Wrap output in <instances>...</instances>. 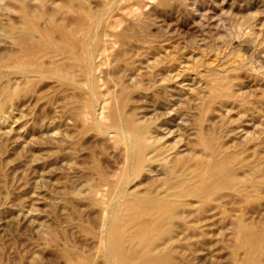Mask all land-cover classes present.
<instances>
[{
	"label": "rangeland",
	"instance_id": "374dc122",
	"mask_svg": "<svg viewBox=\"0 0 264 264\" xmlns=\"http://www.w3.org/2000/svg\"><path fill=\"white\" fill-rule=\"evenodd\" d=\"M58 1L61 3L60 6ZM126 1L109 0L107 5L106 0H73L70 14L62 4L66 0H28L32 15L43 13L38 21L42 26L47 24L49 16L54 15L52 14L54 10L55 12L59 11L53 17H56L55 19L61 24L69 25L70 17L73 13L78 14L80 8L91 14H97L99 10L100 13L103 9L108 8L109 12L104 18L105 21L103 20L104 23L101 22L96 26L97 28L100 26L99 30H96V27L95 29L91 27L90 31L91 35L99 32L98 37L101 43L95 40V42L93 41L95 44L92 43L93 47H91L95 48L98 43L101 47L99 54L98 52L95 54L94 60H96L92 62L91 76L95 75L92 79L96 84L95 80L99 79L96 86L98 87L100 84L101 87H98V91L101 90L100 93L103 92V95L99 94V100L93 108L94 110L91 111L86 107L85 94L89 92L87 87L90 85L86 80L85 73L81 72L83 66H86L83 56L81 57L85 63L79 62L83 66L81 67L78 63L71 71L74 73L75 80L81 82L88 92L83 86H66L51 77L34 78L32 83L21 87L18 83L21 80L18 78L16 80L15 74L10 75L12 78L10 84L14 87V93L18 98L7 104L3 112L0 113V264H80L82 260L91 262V264H105L108 255L106 249L108 239L104 235L106 226H103L102 223L105 218V207L107 205L108 208L110 207L112 198L123 186L129 191L145 190L151 184L157 186L166 180L169 168L179 157L188 156L187 154L192 152L201 154L203 152V145L199 140L201 129L206 134L217 135L219 142L224 146L223 153L240 152L244 160L252 163V166L248 168L251 174L246 172V168L243 171V167L238 166L240 177L244 180L249 178L246 183L239 182L233 189L220 188L206 202H199V199L195 198L193 209L203 210L200 215H184L183 218L176 217L172 220L173 232L169 243L171 252L166 264H233L231 254L238 241L237 229L239 226L243 225L252 234L258 233L264 237V0H193L197 2H194L195 5L200 7L195 6L192 0H179L181 3H177V0H173L174 3L169 0V5H174L171 6L172 8L167 5L168 3L165 4V7L158 5L155 0H131L132 5L136 6L137 13L131 6V2L127 3ZM186 1L190 4H187ZM75 2L78 3L77 7ZM144 2L146 5L148 4L146 7ZM20 4V0H0V59L16 47L14 41L6 33L9 30L8 27H17L22 24ZM79 4L85 6L80 7ZM100 4L102 5L100 6ZM119 5H121V9ZM110 6L113 8L112 11ZM189 6L195 7L196 10L191 7L192 12ZM125 8L126 10H124ZM43 10L46 13H40ZM127 10L128 13L131 12V15L127 14ZM57 14L63 15L62 19L59 15L57 17ZM113 14L114 16L118 15H116L117 19L116 17L114 19ZM59 17L60 19H57ZM118 20L121 21V24ZM108 21L109 23H107ZM113 21L116 26L117 24L120 26L118 28L115 26L117 29L111 27L113 30L109 26L110 32L127 30L131 35L141 33L139 35L141 37L145 35V37L141 40L140 36H133L126 41V43L128 42L126 44L120 40L113 42L116 38L108 34L113 40L112 43L104 32L107 28L105 24L112 25ZM127 23L131 29H128ZM145 23L147 24L144 25ZM137 24L138 26H136ZM143 25L145 27L148 25L149 28L145 29ZM124 27L126 28L124 29ZM239 27L246 30L244 39L235 35V30ZM257 28L258 30L261 28L262 31H257ZM82 31L79 32L80 38L87 35L89 27H84ZM147 31H151L152 35L146 34ZM253 31L256 34L250 35L252 39L246 38V34ZM154 34H159V38ZM161 36L167 41L160 40ZM149 38L151 40H148ZM143 40H148V42L144 43ZM141 43L144 47L143 45L135 46ZM102 44L106 46L104 47ZM151 46L152 49H150ZM106 47L112 49L108 50ZM227 49L229 53H232L229 54ZM125 50H128L129 54L127 52L126 57H119V72L116 73L113 63ZM151 50H155V54L157 51V54H152L151 58L160 56L162 61L160 65L163 68L166 67L163 63L168 65L165 72L172 79L170 82H162L160 75L157 77L156 71L153 72L150 67L147 68L153 64L156 58V60L159 59L156 57L154 61L150 60V54L154 53ZM225 51L229 54L228 57H226ZM101 52H104L106 56ZM181 52L186 54H180ZM224 55L226 56L224 57ZM230 57L232 60L229 59ZM125 59L132 62L133 65L135 64V69L132 67L134 71L124 68ZM49 60L47 57L44 58L46 62ZM146 60L149 64L147 66L145 65ZM200 62H202L201 66L198 64ZM247 63L251 65L250 68ZM97 64L98 66H96ZM194 64L198 65L194 67ZM94 66L98 67L97 70ZM189 67H192L197 73L194 70L189 71ZM226 67L230 70H226ZM216 68L218 73L216 70L214 71ZM247 69L250 70L247 71ZM145 70L149 73H146ZM232 70L234 71L233 77ZM142 71L144 72L142 73ZM203 71H207V73L211 71L208 74L213 73L215 75V77L212 76L213 78L220 80L221 84L223 82L226 92L229 95L233 94L231 97L238 98V100L241 98V101H245L244 105L247 109L244 108V115L243 109L230 107L231 110H228L229 108L222 107L223 104L218 102L212 103L216 110L212 105L208 110L202 108V106L206 107L205 102L203 103L205 105L202 104L206 99L204 91L207 87L205 86L208 82L215 83L212 77V81H208L210 77ZM255 72L262 78L259 75L256 76ZM197 74L204 76L200 78H203L202 85ZM227 75H231V77ZM96 76L98 77L96 78ZM152 76L157 80L155 78L151 80ZM185 79H190V81H185ZM197 80L201 87L198 83L195 84ZM142 81L143 83H141ZM7 82L6 78L0 80V90ZM137 82L138 85L134 86ZM185 84L188 89H184ZM191 84L192 86H190ZM229 84H232L230 89L228 88ZM124 86L127 93L130 92L126 111L128 110L137 117L152 123L155 126L153 136L155 147H163V154L159 155L160 151L154 152L152 156L157 155V158L146 162V167L144 166L142 171L138 172L139 174L128 172L129 147H127L124 138L122 140L121 135L109 126H107L109 128L106 127L109 120L106 122V118H104L108 115L111 107L118 105L117 97ZM138 86L142 91L137 89ZM149 86L150 88H148ZM238 86L239 89L236 90ZM196 87H200L202 90L199 88L201 91H198ZM195 89L201 93L196 92ZM195 95H199L198 98L202 96V100L199 98L201 100L199 101ZM257 97L259 100L254 99ZM252 103H254V107L256 105V109L251 108L250 104ZM255 103L259 105L257 106ZM103 108H105L104 111ZM86 111L88 120L83 117ZM256 111L261 112L257 113ZM103 112H107L106 116ZM87 122L89 124L92 122L90 124L92 128ZM94 123L97 125L95 126ZM116 138L119 140L116 141ZM124 171L125 173H123ZM126 173L127 175H124ZM100 174H104V178H108L106 180L110 183H103L100 180L103 176ZM129 174H133L128 178L130 180H124V184L120 185L123 177H128ZM125 181L127 182L125 183ZM117 184L120 185V188ZM110 190L113 192L112 194H109ZM108 195L114 196L109 197ZM93 203L94 206H92ZM68 257L74 258V260L71 262Z\"/></svg>",
	"mask_w": 264,
	"mask_h": 264
},
{
	"label": "bare ground",
	"instance_id": "6f19581e",
	"mask_svg": "<svg viewBox=\"0 0 264 264\" xmlns=\"http://www.w3.org/2000/svg\"><path fill=\"white\" fill-rule=\"evenodd\" d=\"M20 1H21V4H20L21 8L19 7V9H20L21 17H22V24H21V26H17V27H15V26L8 27L9 30L6 33L14 41V44L16 46L14 49L15 51L13 50L12 52L7 53L6 55L2 56V58L0 59L1 60L0 61V80L5 79V78L8 80L7 84L6 85L4 84L0 90V113L3 112V110L7 104L13 102L16 98H18L17 94L14 93V90H13L14 87L10 84V83H12V82H10V81H12V78L10 77L11 74L16 75L15 76L16 80H17V78L19 80H21V82L20 81L18 82V83H20L21 87L29 85L30 83H32V80L34 78H38V77L55 78L56 80L60 81L63 85H66V86H83L81 82L79 83L78 80L77 81L75 80L74 73H72L71 70L73 67L77 66L80 61L83 62L84 59L86 60L85 61L86 66L82 65L84 68L81 69L82 70L81 72H84L86 77H87L86 80L90 86L87 87V85H86V87H87V89L89 88V90H88L89 92L86 90V88H84V86H83V88L88 92L85 94L86 95V107L88 109H91V111H92V109L95 108L97 101L99 100L98 99L99 94L103 95V92L100 93V91H101L100 88H99L100 91H98V87L100 86V84L98 87L96 86L98 84L99 79L95 80V81H97V84H96V82H94V80L92 79V77H95V75L91 76L92 62H94L96 60V59L94 60V58L96 57L95 54L97 52L99 54V51L101 49L99 43L96 45L95 48H91V47H93V45H92L93 41L95 42V40H97L100 42V39L98 37L99 32L94 33V31L92 30V32L94 34L92 33L93 35H91L90 31H91V27H93L95 29V27L97 25H99L101 22L104 23V21H105L104 18L107 15V13L109 12L108 8L103 9L100 13H99V11H100L99 10L98 11L99 14L98 13L97 14H91L90 12L84 11V9L80 8L78 14L73 13V15L70 17L71 23H69V21H68L69 25L61 24L58 20L55 19L56 17L55 18L53 17V16H56L55 14L59 11V10L57 11V8H55L57 12H55V10L53 11V13L50 11L54 15H52V16L47 15V16H49L47 21H46L47 24L46 25L44 24L42 26L38 23V21L43 15V13H41V12H44V10L40 11L41 14L32 15L30 13V10H29V4L30 3H28V0H20ZM108 1L106 0V2H108ZM128 1H129V3L131 2V0H127L126 2L128 3ZM155 1H157L156 3L158 5H164L163 7H165L166 6L165 4H167L169 0H155ZM72 2H73V0H66L65 3H62L67 8L68 12L71 9L70 7H71ZM101 2H103V1H101ZM172 2H173V0H172ZM178 2H179V0H177V3ZM192 2L194 3L195 1L192 0ZM177 3H176V5H177ZM179 3H181V2H179ZM188 3L189 2H187V4ZM193 3H192V5H193ZM195 3H197V2H195ZM195 3H194V5H195ZM60 4L61 3H59V1H58L59 6H60ZM77 4L78 3H76V7H77ZM95 4H96V2H94V5ZM108 4H109V2L107 3V5ZM113 4H114V2H113ZM116 4H118V3H116ZM55 5H53V6L56 7ZM101 5L102 4H100V6ZM107 5H106V7H107ZM147 5L145 3V7ZM167 5H169V3ZM79 6L82 7L85 5L79 4ZM96 6H97V4H96ZM119 6L121 9V5H119ZM131 6H133L132 2H131ZM169 6L171 7L174 5H169ZM195 6H197V4ZM90 7H91V5H90ZM111 7L112 6H110V8ZM135 7H134V9H135ZM191 7L192 6H189L190 9H191ZM197 7H200V6L198 5ZM97 8H98V6H97ZM194 8L192 7V9H194ZM52 9H53V7H52ZM86 9H88V8L86 7ZM112 9L113 8H111V11H112ZM116 9H117V7H116ZM95 10H96V8H95ZM122 10H123V8H122ZM124 10H126V8ZM138 10H140V9H138ZM194 10H196V9H194ZM198 10L199 9L197 8V11ZM119 11H121V10H119ZM135 11H136V9H135ZM135 11H133V12H135ZM71 12H73V11H71ZM121 12H123V11H121ZM192 12H193V10H192ZM196 12H195V14H196ZM44 13H46V12H44ZM61 13H62V11H61ZM61 13L59 12V14H61ZM65 13H63V14H65ZM130 13L131 12L128 13V10H127V14L129 15ZM136 13H137V11H136ZM59 14H57V17ZM70 14H68V15L70 16ZM138 14H139V11H138ZM116 15L114 16V14H113L114 19H115ZM128 15H126V16H128ZM137 15H136V18H137ZM150 15L153 17L152 14H150ZM61 16H63V15H61ZM69 16H68V18H69ZM60 17L57 19H60ZM121 18H120V20H121ZM61 19H62V17H61ZM116 19H117V17H116ZM130 19H132V18H130ZM143 19H145V18H143ZM120 20H118L119 24H121ZM134 20H135V18H134ZM109 21L107 23H109ZM140 21H141V19H140ZM115 22H117V21L115 20ZM115 22L113 21L112 25L105 24V25H107V28L104 32L105 36L107 37L109 34V36H114L116 38V40L113 41V40H111L112 38L110 39V37L108 36L110 39V42H112V41L117 42V40H120V41L126 43V41L129 40L133 36H136V37L140 36L141 37V35H139L141 33L137 34L138 36L135 35L136 33H134V35L133 34L131 35V33L128 32L127 30L122 31V32H120V31L119 32H113V31L110 32V30H108V28H109V26H110V28L115 27L116 26ZM131 22H134V21H131ZM137 22H135V23H137ZM119 24H117V26H116L117 28H118V26H120ZM139 24L142 25V23H139ZM146 24L147 23H145L144 25H146ZM128 25L129 24L127 23L128 29H131ZM136 26H138V24ZM247 26H248V24H247ZM84 27H89V31H88L87 35H85V37L80 38L79 32L82 31L84 29ZM116 27H115V29H117ZM146 27H148V25ZM146 27H145V29H146ZM98 28L96 30H99ZM125 28L126 27H124V29ZM80 29H82V30H80ZM244 29L242 27L237 28L235 30V35L238 37H242V38L244 37L245 38L244 33L246 30L244 31ZM134 30H137V29H134ZM259 30H261V28H259ZM259 30L257 28V31H259ZM148 32L149 31H147L145 33L148 35L151 34V31L149 33ZM254 33L255 32L253 31L252 33L246 34V38L252 39L250 35H254ZM55 35H57V37H55ZM143 35H144V33H143ZM154 35H156V34H154ZM230 35H232V34H230ZM156 36H158V38H159V34ZM162 36H161V38H162ZM144 37H145V35H144ZM144 37H141V40ZM226 37H225V41H226ZM104 38H103V40H104ZM161 38H160V40H164L163 38L162 39ZM154 39H155V37H154ZM232 39H234V38H232ZM105 40H106L105 42H107L106 38H105ZM148 40H151V39L149 38ZM148 40L147 41L143 40V41L145 43V42H148ZM165 40H166V38H165ZM242 40H241V42H242ZM134 41H132V43H134ZM231 41H233V40H231ZM239 41H240V39H239ZM248 41H251V40H248ZM253 41H255V40H253ZM105 42H103V43H105ZM110 42H108V44H110ZM202 42H201V44H203ZM245 42H246V40H245ZM256 42H257V39H256ZM262 42H263V40H262ZM93 44H95V43H93ZM228 44H229V42H228ZM106 45H103V46L105 47ZM140 45L142 46L143 44L141 43V44H138L135 46L139 47ZM150 45H152V44L150 43ZM203 45H206V44H203ZM222 45L220 46L221 48H222ZM230 45H232V44H230ZM111 46H112V44H111ZM111 46H108V47H111ZM132 46H134V44H132ZM104 47H102V48H104ZM143 47H144V45H143ZM220 47H219V49H220ZM230 47L232 48V46H229V48ZM145 48H146V46H145ZM185 48H187V47H185ZM107 49L110 50L112 48H110V49L107 48ZM150 49H152V46L150 47ZM181 49L182 48H180V50ZM104 50H105V48H104ZM104 50H102V51H104ZM185 50L187 51V49H185ZM154 51L151 50V52H154ZM227 51H228V49H227ZM127 52H128V50H125L124 52H122V54H120V56H118L116 58V60H115L116 62L113 63L114 64V71L116 73L119 72L118 71V69H119L118 61L120 60L121 57H123V56L126 57ZM182 52L180 54L184 53V52L183 53ZM81 53H82V55H81ZM225 53H226V51H225ZM228 53H229V51H228ZM231 53H229V54H231ZM101 54L103 55L104 52L103 53L101 52ZM128 54H129V52H128ZM152 54L154 55L155 52L151 53L149 58L152 57ZM156 54H157V51H156ZM185 54H183V55H185ZM200 54H201V52H200ZM229 54H227V56L224 55V57L225 56L228 57ZM104 55L106 56V54H104ZM81 56H83L84 59ZM98 56H100V55H98ZM46 57L50 59L48 62L44 61V58H46ZM156 57H159V59L156 60L157 59ZM204 57H205V54H204ZM224 57L222 56V58H224ZM236 57H238V56H236ZM206 58L208 59V57H206ZM154 59H155V61H154ZM207 59H205V60H207ZM229 59H231V57ZM150 60H153L154 62L150 66H147L149 64L147 63L148 61L146 60L145 65L147 66V68L150 67V69L153 72L156 71L157 77H159L158 75H160L162 82L163 81H165L166 83H167V81L170 82L172 79L170 77H168V75L166 74L167 72H165V68L168 65L163 63V65L166 66L165 68H163V66L160 65V62L162 63L160 56H155V57L151 58ZM85 62H83V63H85ZM202 62H200L198 64L201 66ZM221 62H222V60H221ZM221 62H220V64H221ZM246 62H243V63H246ZM151 63H152V61H151ZM207 63H209L208 60H207ZM132 65H133L132 62H130L128 59H125L124 68L126 70L132 71L133 70L132 67H134L135 64L133 66ZM197 65L194 64V67ZM203 65H202V67H203ZM236 65H234V66H236ZM80 66H81V64H80ZM96 66H98V64ZM146 66H144V67L146 68ZM209 66H211V65H209ZM209 66H205V67H209ZM215 66H217V65H215ZM225 66H228V65H225ZM249 66H251V65L248 64V67ZM192 67H193V65H192ZM192 67H189L190 69L188 68V70L191 72H192V70H194ZM202 67H201V69H202ZM242 67H245V66H242ZM94 68H95V66H94ZM97 68L98 67H96L95 69L97 70ZM120 68H122V67H120ZM124 68H123V71H124ZM238 68H241V67H238ZM134 69H135V67H134ZM136 69H138V68H136ZM227 69H229V68L226 67V70ZM252 69H254V68H252ZM140 70H143V69H140ZM151 70H150V72H151ZM215 70L217 72L218 69L216 68V69H214V71ZM249 70L250 69H247V71H249ZM78 71H79V69H78ZM194 71H196V70H194ZM137 72H139V71H137ZM143 72L144 71H142V73ZM147 72L149 73V71H146V73ZM203 72H205V71H203ZM212 72H213V69H212ZM216 72H214V73H216ZM221 72H220V74L222 75ZM233 72L234 71L232 70V77L234 76ZM263 72H264V70H263ZM195 73H197V71ZM205 73H204L205 75H209V77H210L209 80L206 79L208 81H212L211 80L212 76L215 77V75H213V73L211 75L208 74V73H211V71L208 73L206 71ZM250 73H252V72H250ZM150 74L152 75V73H150ZM193 74H191V75H193ZM226 74H227V71H226ZM255 74H256V76L257 75L260 76V74H257L256 72H255ZM128 75H130V74H128ZM128 75H126V77H129ZM141 75H143V74H141ZM184 75H185V73H184ZM253 75H254V72H253ZM227 76L231 77V75L230 76L227 75ZM97 77L98 76H96V78ZM201 77H204V76L203 75L199 76L198 80H200V82L203 79V78L200 79ZM218 77L220 78V76H218ZM129 78H131V77H129ZM137 78H138V76H137ZM154 78H155V80H157L156 77H153V76H152L151 80ZM222 78L225 79V77H222ZM263 79H264V75H263ZM187 80L190 81V79H187ZM187 80L185 79V81H187ZM198 80H197V82H195V84L198 83ZM206 80H205V82H206ZM213 80L215 81V83L214 82L210 83L207 81L208 84L205 86V87H207L206 91H204V93L206 95V99H205V101L203 100L202 104L205 102L206 105L205 104H203V105H205L206 107L202 106V108H204V109L207 108V110H208V109H210V107L213 106L212 103L218 102V103L223 104L222 107H226V109L229 108L228 110H231V108H233V109L241 108V109H243L242 111H243V115H244V108L247 109V107L244 105L245 101H241V98L238 100V98L234 99L233 97H231V95H233V94L230 93L231 95H229L228 92H226L227 90H225V86L223 85V82H222L223 80L221 81L222 84L219 82L220 80L218 81L217 78H213ZM256 80H258V79H256ZM183 81H184V79H183ZM135 82H136V80H135ZM200 82L198 83V85L201 87L202 82H201V85H200ZM13 83H14V81H13ZM15 83L17 84V82H15ZM141 83H143V81ZM187 84H188V82H187ZM136 85H138V82L134 86H136ZM141 86H142V84H141ZM159 86H161V85H159ZM167 86H170V85H167ZM190 86H192V84ZM231 86H232V84L231 85L229 84L228 88L230 89ZM17 87H18V85L16 86V88ZM184 87H185L184 89H188V88H186L187 85ZM138 88H139V86L137 87V89ZM148 88H150V86ZM199 88L196 87V89L198 91H201L202 89L200 88L201 90H199ZM237 89H239V86H238V88H236V90ZM195 90H194V92H195ZM197 90H196V92H198ZM240 90H241V88H240ZM125 91H126V88L124 86V89L121 90L120 95H118V97L115 96L118 98L117 99L118 105L116 104L117 105L116 107H111V110L108 112L107 116H106L107 112L106 113L103 112V113L105 114L104 116H106V117H104V118H106L105 119L106 122L109 120L108 125L106 124V127L109 126L116 133L121 135L122 140L124 138L126 144L128 145L127 147H129L128 148V150H129L128 151V160H127L128 161V165H127L128 166V172L129 173H131V172L132 173H138L139 171H142L146 162L150 161L151 159L157 158V155L152 156L154 154V152L160 151L159 155L163 154V152H162L163 147H160V148L155 147L156 146L155 141H153L155 126L152 123H149V121L148 122L145 121V119L143 120L142 118H139V116L137 117L135 114H132V112L130 113L128 110L126 111V104H127L128 100L130 99L128 94H130V92L127 93V91L126 92ZM198 93H201V92H198ZM238 93H239V90H238ZM202 95H204V94H202ZM113 96H114V94H113ZM195 96L197 97V99H199V98L201 99V97H202V96H200L198 98L199 95H195ZM200 99H199V101L202 100V99L201 100ZM254 99H258V97L254 98ZM248 101H249V99H248ZM252 104H250L251 108L254 107V103H252ZM255 104H257V103H255ZM200 105H201V103H200ZM258 105L259 104H257V106ZM215 106H216V104H215ZM254 108L256 109V105ZM104 109L105 108H103V111H104ZM204 109H203V111H205ZM214 109H215V107H214ZM214 109H213V111H214ZM222 109L225 110V108H222ZM259 109H261V108H259ZM91 111H89V112L91 113ZM220 111H221V109H220ZM258 112H261V111H258ZM86 113H88V112L86 111L85 116H83V117H85L86 120H88L87 119L88 116H86ZM225 113H226V111H225ZM92 114H93V112H92ZM229 114H231V113H229ZM240 114L242 116V113H240ZM234 115H236V114H234ZM258 115H260V114H258ZM79 116L82 117L81 114H79ZM90 116H91V114H90ZM219 116H220V114H219ZM91 117H93V115ZM91 119L93 120V118H91ZM102 122H103V119H102ZM91 123L92 122H90V124ZM90 124H89V126H90ZM96 125L97 124H95V126ZM109 127H107V128H109ZM90 128H92V127L90 126ZM114 131H112V132H114ZM199 137H200L199 140H200L201 144L203 145L202 146L203 152L201 154L192 152L190 154H187L188 156H184V155L182 156L181 153H179L180 156H182V157H179V159L173 163V166H176V167L171 166L169 168V174L167 175L166 180L163 181L161 184H159L157 186H154L151 184V185L147 186L145 190H132V191H129L127 188H123L124 187L123 186L121 188V190L116 195L114 194L115 196L112 195L114 197L112 198V202H111L110 207L108 208L107 207L108 205L106 206L107 209L105 207L106 212L104 215V217H105L103 220L104 222L101 221L103 223V226H106V232L104 235L108 239V244L106 245L107 246L106 249L108 250V255L105 259L106 260L105 264H166L168 261V258L170 256V252H171L169 243H170V240L172 239V232H173L172 220L176 217L183 218L184 215H193V216H195L197 214L200 215L203 210L198 211L196 209H193L195 207V204H194L195 198L199 199L198 200L199 202L200 201L206 202V201L210 200L212 194L214 192H216L217 190H219L220 188H232L233 189L234 187H236V185L239 184V182L240 183H246V181L249 179V178H247L246 180H244V178L242 179V177H240V174H239L240 170H239L238 166L241 165L243 167V171H244V168H246V172H248V173H250L249 172L250 170L248 171V168L252 166V163L247 162L246 160H244L242 158L240 152L232 151V152L223 153L224 146L219 142V138L217 137V135L214 136V135H209V133L206 134L205 131H203V129H201L199 131ZM195 139H197V138H195ZM118 140L119 139H117L116 141H118ZM159 141H160V139H159ZM198 145H200V144H198ZM153 147H155V148H153ZM151 149H153V150L150 151ZM123 173H125V171ZM100 175H102V174H100ZM124 175H127V173ZM131 175H133V174H131ZM131 175L129 174L128 177L124 176L123 181L119 180V181H122L120 183V185L124 184L123 183L124 180H127V181L130 180L128 178H130ZM134 176H136V174H134ZM106 179H108V178H106ZM106 179L103 176V177H101L100 180H102L103 183H108ZM127 181H125V183ZM113 183H114V181H113ZM117 186H118V184H117ZM117 188H115V189L117 190ZM112 193L113 192H111V190H110L109 194H112ZM91 195H92V193H91ZM112 196L110 195L109 197H112ZM98 202H96V203H98ZM109 204H110V202H109ZM95 205H97V204H95ZM92 206H94V203ZM103 231H105V230H103ZM237 239H238V241H237V243L234 247V250L231 254V260H232L233 264H264V237L261 234H258V233L252 234V232H250L246 227L241 225L237 229ZM240 254H241V256H240ZM69 259L71 262L74 260V258H71V257ZM80 264H91V262H88L86 260H82V262Z\"/></svg>",
	"mask_w": 264,
	"mask_h": 264
}]
</instances>
